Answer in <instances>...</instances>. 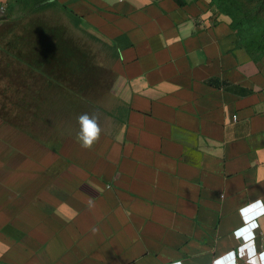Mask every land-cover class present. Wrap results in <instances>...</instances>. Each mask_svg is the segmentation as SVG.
I'll return each mask as SVG.
<instances>
[{"label": "crops", "instance_id": "crops-1", "mask_svg": "<svg viewBox=\"0 0 264 264\" xmlns=\"http://www.w3.org/2000/svg\"><path fill=\"white\" fill-rule=\"evenodd\" d=\"M56 1L128 36L127 106L91 148L0 137V264H264V80L234 36L176 0Z\"/></svg>", "mask_w": 264, "mask_h": 264}, {"label": "rangeland", "instance_id": "rangeland-1", "mask_svg": "<svg viewBox=\"0 0 264 264\" xmlns=\"http://www.w3.org/2000/svg\"><path fill=\"white\" fill-rule=\"evenodd\" d=\"M38 1L0 4V137L35 139L37 152L71 150L87 114L100 128L94 146L124 117L122 50L56 0ZM182 1L201 23L226 26L264 80V0Z\"/></svg>", "mask_w": 264, "mask_h": 264}, {"label": "clouds", "instance_id": "clouds-1", "mask_svg": "<svg viewBox=\"0 0 264 264\" xmlns=\"http://www.w3.org/2000/svg\"><path fill=\"white\" fill-rule=\"evenodd\" d=\"M81 126V134L79 139L82 141V146L91 148L92 145L99 139L100 128L95 119L90 118L87 114L79 117Z\"/></svg>", "mask_w": 264, "mask_h": 264}, {"label": "trees", "instance_id": "trees-1", "mask_svg": "<svg viewBox=\"0 0 264 264\" xmlns=\"http://www.w3.org/2000/svg\"><path fill=\"white\" fill-rule=\"evenodd\" d=\"M47 0H39L38 3H43L45 4ZM55 1V0H54ZM176 2H178V4L180 6H183L184 5V2L182 0H176ZM47 5V4H46ZM50 6V3H48L47 7ZM66 11L67 13L72 16V17H76V18H79V19H82L81 16H79L78 14H76L74 11L68 9L67 7L65 6H62ZM46 8V6L42 7V8H37L38 10H41V9H44ZM112 43L114 45H117V47L120 49V50H123L127 47H130L132 45L131 41L129 40L128 36L126 34H122L118 37L115 38V40L112 41Z\"/></svg>", "mask_w": 264, "mask_h": 264}]
</instances>
